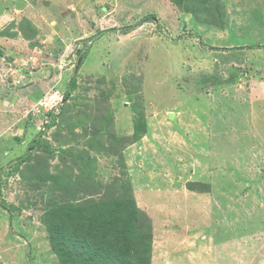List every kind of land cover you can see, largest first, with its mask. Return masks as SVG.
Wrapping results in <instances>:
<instances>
[{
    "label": "rangeland",
    "instance_id": "obj_1",
    "mask_svg": "<svg viewBox=\"0 0 264 264\" xmlns=\"http://www.w3.org/2000/svg\"><path fill=\"white\" fill-rule=\"evenodd\" d=\"M0 56V264H264V0H0Z\"/></svg>",
    "mask_w": 264,
    "mask_h": 264
},
{
    "label": "crops",
    "instance_id": "obj_2",
    "mask_svg": "<svg viewBox=\"0 0 264 264\" xmlns=\"http://www.w3.org/2000/svg\"><path fill=\"white\" fill-rule=\"evenodd\" d=\"M262 2H263V0H262ZM213 28H215V29H217V27L216 26H212ZM215 32H213V34H214ZM217 34H215V36H216ZM215 39H217V40H219L222 44H224V45H227V42L229 41L228 39H223L221 36H217ZM4 40V39H3ZM231 43V42H230ZM9 43H7V45H8ZM202 45H198L197 46V51L196 52H199V55L198 56H193V57H197V58H200V57H209L210 59H211V62H210V64H208V63H206V62H204L203 61V59H197V60H195V59H193L191 56H189V57H186L185 59H184V61L185 60H187V62L189 61V63L191 62V65H189V69L190 70H193V69H195V68H198V69H202L203 67V69H207L206 67H209V65L211 66H213L214 68H216L217 67V69L218 68H221L222 67V65L223 64H230L231 62L232 63H234V61L233 60H230V56H235L236 55V51H224V50H221V51H215V49L217 48V46L216 45H221V44H214L213 43V41L211 42V43H208V42H205V40H204V42L203 43H201ZM203 44H204V48L202 47L203 46ZM178 48H180L181 50H182V48H186V47H184V45L183 46H181V47H178ZM171 51H174L173 49L171 50ZM229 53V55L230 56H228V59L226 60V61H223V60H221L218 56L219 55H228L227 53ZM8 55V54H7ZM231 57V58H232ZM193 63V64H192ZM212 68V67H211ZM214 70H216V69H213V71ZM190 73H191V71H190ZM188 76H190V74L188 75ZM236 83H238V82H236ZM223 84H228V85H230V88L232 89L233 88V93H230V94H228L227 95V97H219L218 96V98H220V99H222L223 101H226L228 104H229V106H230V109H234V112H238V110L235 108L237 105L238 106H241L242 108L240 109V112H243L244 110L246 111V112H255V108H254V101H253V99L252 98H250V99H248V98H246V96H248V95H251V94H257V98H260V97H262L263 95H262V93L264 94V92L262 91V88L261 89H257L256 87L254 88H251V89H249V90H247V88H243L244 90H242L241 92L242 93H244V95L245 96H241V98H239V93L237 92V91H235V89H236V86H235V84L233 83V82H231V83H223ZM174 85L175 84H173L172 86H171V89L173 88L174 89ZM180 89V88H179ZM228 89V88H227ZM264 90V89H263ZM15 91L17 92V94L18 95H20L19 94V91L18 90H16L15 89ZM235 91V92H234ZM248 91H250V92H248ZM180 92L181 93H183L181 90H180ZM193 92V91H192ZM240 92V93H241ZM185 93V92H184ZM233 94V95H232ZM261 94V95H260ZM226 96V95H225ZM10 95H9V83H8V85H6V84H2V85H0V112H9V108L10 107H14L13 105H14V103H16V100H15V98H13V97H11V99H10ZM194 98V100H199V101H201V100H206V101H208V102H210V100H207L208 99V96L207 95H205V94H199V95H195V96H193ZM13 98V99H12ZM23 98H25V95H23L20 99H21V101L23 100ZM243 98H245V101H243ZM214 101H215V103L214 104H211V106H212V108L214 109V106L218 103H216V99H214ZM12 102V103H11ZM260 102H263V101H260ZM231 103H234L233 105L231 104ZM219 104V103H218ZM261 104V103H260ZM262 105V104H261ZM260 105V106H261ZM237 110V111H236ZM249 110V111H248ZM175 112H184V108H180L179 109V107H176L175 105L173 106V107H170V108H168V110H167V113H168V116H172V118H174V117H177V116H175ZM174 121H177L176 119L174 120ZM179 134V133H178Z\"/></svg>",
    "mask_w": 264,
    "mask_h": 264
},
{
    "label": "clouds",
    "instance_id": "obj_3",
    "mask_svg": "<svg viewBox=\"0 0 264 264\" xmlns=\"http://www.w3.org/2000/svg\"><path fill=\"white\" fill-rule=\"evenodd\" d=\"M0 62L2 63H8L6 59H3L2 56H0Z\"/></svg>",
    "mask_w": 264,
    "mask_h": 264
}]
</instances>
